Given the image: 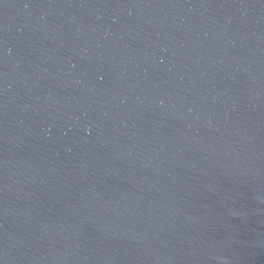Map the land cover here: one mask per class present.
I'll return each instance as SVG.
<instances>
[{
	"label": "water",
	"instance_id": "water-1",
	"mask_svg": "<svg viewBox=\"0 0 264 264\" xmlns=\"http://www.w3.org/2000/svg\"><path fill=\"white\" fill-rule=\"evenodd\" d=\"M0 264H264V0H0Z\"/></svg>",
	"mask_w": 264,
	"mask_h": 264
}]
</instances>
